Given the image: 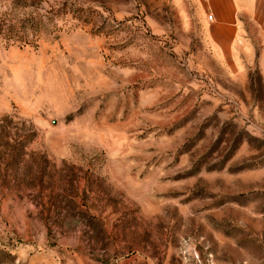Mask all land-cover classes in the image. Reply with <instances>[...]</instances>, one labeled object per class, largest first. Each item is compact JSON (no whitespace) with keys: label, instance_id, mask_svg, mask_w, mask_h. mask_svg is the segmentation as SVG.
I'll return each instance as SVG.
<instances>
[{"label":"rangeland","instance_id":"374dc122","mask_svg":"<svg viewBox=\"0 0 264 264\" xmlns=\"http://www.w3.org/2000/svg\"><path fill=\"white\" fill-rule=\"evenodd\" d=\"M232 2L0 0V264H264V0Z\"/></svg>","mask_w":264,"mask_h":264},{"label":"crops","instance_id":"0c3cea01","mask_svg":"<svg viewBox=\"0 0 264 264\" xmlns=\"http://www.w3.org/2000/svg\"><path fill=\"white\" fill-rule=\"evenodd\" d=\"M212 10L219 23L231 24L234 22V5L232 0H211Z\"/></svg>","mask_w":264,"mask_h":264},{"label":"built area","instance_id":"2783aa9c","mask_svg":"<svg viewBox=\"0 0 264 264\" xmlns=\"http://www.w3.org/2000/svg\"><path fill=\"white\" fill-rule=\"evenodd\" d=\"M209 19L210 20H213V15H209Z\"/></svg>","mask_w":264,"mask_h":264}]
</instances>
